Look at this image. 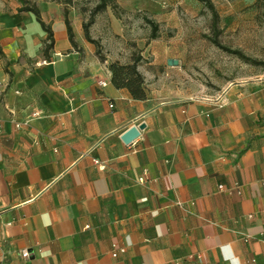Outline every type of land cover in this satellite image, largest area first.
<instances>
[{"label": "crops", "instance_id": "1", "mask_svg": "<svg viewBox=\"0 0 264 264\" xmlns=\"http://www.w3.org/2000/svg\"><path fill=\"white\" fill-rule=\"evenodd\" d=\"M34 2L51 58L37 16L0 0V264H264V75L136 99L109 69L132 58L100 41L102 60L69 6L73 44L65 5ZM36 108L44 116L18 128Z\"/></svg>", "mask_w": 264, "mask_h": 264}, {"label": "rangeland", "instance_id": "2", "mask_svg": "<svg viewBox=\"0 0 264 264\" xmlns=\"http://www.w3.org/2000/svg\"><path fill=\"white\" fill-rule=\"evenodd\" d=\"M47 1L65 5L66 0ZM117 2L120 18L111 7L97 14L93 36L114 56L146 58L142 64L152 67L146 86L160 98L216 93L235 82L264 75V0H212L219 14L216 28L211 9L201 0ZM97 3L71 0L68 6L77 8L87 20ZM148 20L159 24L158 37H151ZM167 57L179 59V65L146 64Z\"/></svg>", "mask_w": 264, "mask_h": 264}, {"label": "trees", "instance_id": "3", "mask_svg": "<svg viewBox=\"0 0 264 264\" xmlns=\"http://www.w3.org/2000/svg\"><path fill=\"white\" fill-rule=\"evenodd\" d=\"M201 1L211 9L215 21L214 26L216 28L218 26L217 21L219 19V14L215 8V5L213 4L212 0ZM19 2L21 3V6H19L18 10L33 12L37 16V19L41 23L43 29L47 32V37L43 44V54L46 58H51V51L54 48V35L51 26L49 24H46L42 20L40 8L35 2H32L31 0H19ZM69 3H71V0L65 1V21L69 32V38L71 42L76 45L73 28L69 19ZM108 7H111L115 14H117V16L120 18V15L118 14V9H120V6L117 0H98V3L90 13V17L87 20H85L84 17L83 24L87 40L95 44L96 53L102 60L106 59L105 54L103 53V47L101 45V42L93 38V36L91 35V27L95 22L96 15L103 11H106ZM148 22L152 25L151 37H158L159 24L152 20H148ZM213 41L217 45H219V42L216 38ZM244 59H246V61L253 62L251 58ZM142 60L143 58H141V56L139 55L133 56L131 62L129 63H121L119 61H111L109 63V69L111 71L112 82L114 83V85L119 88H127L130 91L131 95L136 99H144L147 95L145 76L139 70V65Z\"/></svg>", "mask_w": 264, "mask_h": 264}, {"label": "built area", "instance_id": "4", "mask_svg": "<svg viewBox=\"0 0 264 264\" xmlns=\"http://www.w3.org/2000/svg\"><path fill=\"white\" fill-rule=\"evenodd\" d=\"M99 84H101V85H106L107 83H106L105 81L101 80V81H99ZM43 116H44L43 111H42L41 109L36 108V109H34V110L32 111L30 117H29L25 122H19V121L15 120V119H13V121L15 122V124H16V126H17L18 128H21L23 125L28 124V123L30 122L31 119H33V118H41V117H43ZM95 162L98 163V164L100 165V167H102V168L104 167V164L101 163L99 160H95ZM140 180L143 181L144 178H140ZM219 187H220L221 189L225 188L224 185H220ZM229 190L232 191V190H234V188H229ZM178 203H179V204H182V202H178ZM125 250H126L125 247H121V246H119L118 244L114 243V244H113V248H112V256H113V257H117L120 253L125 252ZM21 256H22L23 258H25V259H28V258L31 257V251L28 250V249H24V250H22V252H21ZM3 264H10V263H3Z\"/></svg>", "mask_w": 264, "mask_h": 264}, {"label": "water", "instance_id": "5", "mask_svg": "<svg viewBox=\"0 0 264 264\" xmlns=\"http://www.w3.org/2000/svg\"><path fill=\"white\" fill-rule=\"evenodd\" d=\"M179 59L177 58H169L167 63L168 65L177 66L179 65ZM145 127V124L142 123L140 125H133L131 126L127 131H125L122 135V139L126 143L132 142L134 139H136L140 135L141 129Z\"/></svg>", "mask_w": 264, "mask_h": 264}]
</instances>
